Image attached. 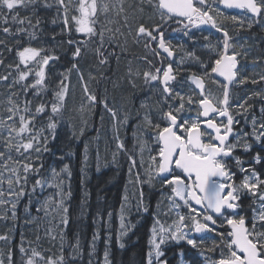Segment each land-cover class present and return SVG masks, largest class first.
<instances>
[{
    "label": "snow or ice",
    "instance_id": "snow-or-ice-1",
    "mask_svg": "<svg viewBox=\"0 0 264 264\" xmlns=\"http://www.w3.org/2000/svg\"><path fill=\"white\" fill-rule=\"evenodd\" d=\"M219 5L225 9H239L245 15H226ZM40 9H55L50 23L60 22L63 27L59 33L53 32L51 38L55 40L57 35L67 37L58 43L72 47L71 67L60 74L62 78L56 82V87L51 88L52 99L48 102L41 99L33 106V99L49 91L51 62L60 59L53 49L36 47L31 43L22 45L25 39H38L43 31ZM22 10L26 13L30 10V14L21 15ZM146 11L150 13V19L158 17V21L145 23L142 17ZM130 12L141 15L133 32L134 39L137 42L143 40L144 47L158 57L164 54L165 58L174 56L175 49L166 38V31L172 24L182 26L172 28V31L182 33L193 44L198 37L192 30L201 29L202 25L221 33L217 44L211 43L210 36H202L209 43L201 47L210 54L214 53L207 62L195 51L179 46L185 52L180 63L188 58L202 71H193L177 80L179 69L174 74L170 62L166 68L157 67L142 73L144 84L153 91H159L158 118L154 120L150 113H145L136 125L133 136L139 146L141 160L138 163L129 154V183L147 184L149 187L159 183L162 188H168V210L161 211L164 216L173 212L176 215L171 223L162 221L158 214L154 216L145 264H169L163 246L172 242H185L197 249L204 264H264V103L259 106V117L250 115L255 105L249 103L253 100L264 102V91H253L235 104L231 102L230 93V87L237 84L264 82V74H260L258 79L240 76L239 58L247 57L249 53L244 44L235 42L228 29L218 23V17H223L231 20L238 31H251L257 25L264 31V0H139L138 4L127 6L125 0H0V32L5 37L0 38V67L4 69L0 72V87L7 89L6 97L0 101L3 108L0 112V220L15 221L20 200L25 196L31 198L38 189L43 191L48 187L55 188V194L45 198L36 211H44L46 215L55 212L60 225L67 228L70 220L67 201L71 199L72 192L70 186L65 190L64 174L70 180L72 172L69 165L64 164L59 172L52 169L51 180L45 179L41 172L44 168L43 153L51 151L48 144L57 138V129L63 121L69 74L75 70L84 81L79 68L83 49L89 43H95L92 51L98 63L106 64L108 56H115V51L108 52L105 45L119 47L117 34L123 35L120 27L108 25L117 22L113 17L123 16L122 27L130 28ZM131 19H135V15ZM8 37L17 47L9 43ZM5 51L15 52L13 62L6 63ZM259 59H254L253 63H258ZM217 77L222 79L217 80ZM206 80L220 85L221 96L206 91ZM129 83L136 87L134 80H129ZM185 86L188 91L184 90ZM83 91L91 109L97 103V96L89 91L86 82ZM29 93L32 98H29ZM141 107L148 105L142 103ZM104 108L114 121L112 163L115 164L120 153L128 152L119 136V125L127 124L128 115L121 119L106 101ZM186 112H194L195 115H185ZM237 116L250 125V131L237 129L241 123ZM80 134H83L82 130ZM145 149L149 152L147 167L143 163ZM238 151L249 154L247 162L236 154ZM87 163L86 146L84 165ZM100 168L97 151L96 170L99 172ZM134 168H142L143 173L137 171L133 180ZM238 173L239 180L236 179ZM144 195L141 187L136 207L147 213ZM128 200L125 194V203L120 208L116 244L121 250L126 247L124 237L134 227L126 221ZM157 207H160L159 203ZM181 208H186L187 213L181 214ZM83 211L82 207L81 214ZM107 215L111 218L112 213ZM97 217L102 219L100 213ZM96 222L94 219L93 223ZM58 235L61 242L59 254H47L51 249L42 250L39 246H32L31 241L26 247L22 237L17 261L10 236L0 234V241L5 242V247L0 248V264H73L82 260L84 250L80 237L77 236L69 246L66 256L63 230ZM45 236L50 241L57 240L52 229L46 230ZM40 239V236L36 237L37 245ZM99 240L100 232L97 230L92 235L87 264H93ZM209 240L211 243L207 244ZM111 248L112 235L109 233L105 238L102 264H113ZM180 255H184L183 251Z\"/></svg>",
    "mask_w": 264,
    "mask_h": 264
},
{
    "label": "flooded vegetation",
    "instance_id": "flooded-vegetation-1",
    "mask_svg": "<svg viewBox=\"0 0 264 264\" xmlns=\"http://www.w3.org/2000/svg\"><path fill=\"white\" fill-rule=\"evenodd\" d=\"M138 4V2H133L130 0L129 5ZM221 11H223L226 15L232 16L236 15L238 17H243L245 14L241 12L239 9H225L222 5H219ZM42 16L47 19V21H43L41 24V28L43 31L39 38L42 40L45 48L53 49L56 54L60 56L58 61L51 62L52 67L50 68V73L52 72V68L54 65L57 66L60 73L65 72L68 68L71 67V50L72 47L67 43L59 44V41L66 40V36L57 35L56 39L53 40L51 38V34L53 33V29L55 33H59L60 29L63 27L62 23L58 22L55 25L50 23L51 18L55 15V9H41ZM24 14H30V10L28 13L24 12ZM130 24L131 27H122L123 25V16L117 18L113 17L117 22L114 24H109L108 27L116 28L120 27L123 35L117 34V40L119 42V47L116 45H105L108 52L115 51V56H108V62L102 65L103 74H100L96 79H91L88 82V78L84 77V81H81L79 78V74L73 70L71 74L73 78L70 79L72 86L78 83L77 94L72 92V96L77 97L82 95L87 99L86 95L83 91L84 83H87V87L89 91L97 96V103L91 109L89 106L87 107V117L84 118H76L73 119V124L77 126H82L81 130L83 134L81 135V130H78L76 137L79 142L76 146L73 147V163L74 168L76 170V175L78 180L81 181L87 188H98L104 187L107 190L116 189L115 195L112 194V199L109 197L107 201H105V208L103 211L95 212L94 219L97 220L95 223L94 231L96 230V224L100 222L99 232H100V240L97 241L96 245V259L98 260L97 264L101 263L102 253L105 248V238L106 234H109V231L113 238L116 239L118 229H120V208L121 205L124 204V196L128 195L129 200L131 201L132 212L136 214V222L148 221L150 224V229L153 225V218L155 215H159V218L162 217L165 220L170 219V213L168 216H164L161 209L167 208L168 201L167 195L169 194L168 188H162L159 183H155L154 186L149 187V185H138L135 183H129V154L134 156L139 163L141 160V153L139 151V146L136 144L135 138L133 136V132L136 131V125L140 122L141 118L145 113H150L152 118L155 120L158 118V105L157 101L159 99V91H153L150 86L144 84V79L142 73L146 70H154L157 67L166 68L168 63H172L174 74L176 70L179 69V74L177 75V80L182 79L183 77L190 75L193 71H202L199 69V66L194 61H191L188 58H184L183 64L180 63L181 59L185 56V52L180 49V45L184 46V50L187 51H195L197 55L201 56L206 62L210 55H214V53H209L206 49L202 48L201 45L209 43V41H205L202 39V36L207 35L210 36V41L212 44H217V37L221 36V33L215 31V29L211 28L208 25H202L201 29H193L192 31L198 37V40L195 44L192 41H189L186 37L182 35L180 32H173L172 28L182 27L175 24H172L170 28L166 31V38L171 41L173 48L175 49V53L173 57L165 58L166 54L163 57L155 56L150 49H146L144 47L143 40L137 42L134 39V29L136 23L141 19V15L138 12L132 13L130 12ZM135 15V19H131V16ZM215 15V13H213ZM143 20L145 23H153L158 21V17L155 19H150V13L145 12L143 14ZM35 20V17H33ZM103 22V18H102ZM218 23H222L225 28L228 29L229 34L234 38L235 42L240 44H244L245 49L248 51V56H241L240 59V76L241 77H249L256 78L255 75V64L253 60L256 59V47L261 44L264 46V37H256L257 30L261 27L260 25L254 26L251 31L243 30L238 31L236 25L231 20H224L223 17H218ZM1 33V32H0ZM12 41V38L9 37ZM128 40L130 46L127 47L125 41ZM245 40L247 43L245 44ZM24 41V40H23ZM13 46L15 45L12 41ZM95 43H89L87 47H85L82 51V58L79 60V68L80 72L89 73V65L92 60V55L95 58L97 66L99 67L98 60L94 55L92 49L95 48ZM152 47H156L153 45ZM125 53V54H124ZM116 57H119L117 60ZM88 60L86 64L84 59ZM124 61L125 73L122 72L120 75V81L118 82L116 79L117 75V65L119 61ZM65 62H68V67L64 65ZM151 62V63H149ZM66 68V69H64ZM116 70V71H115ZM131 70L132 75L129 76V71ZM187 70V71H186ZM57 71V74L58 72ZM115 72V73H114ZM220 80V78H216ZM129 80H134L136 87L133 88ZM206 91L212 92L213 95L219 97L222 94V88L218 83H213L211 80H206ZM194 87V86H193ZM185 91H188L187 86L184 88ZM253 91H256V85L249 83L243 85H235L230 87V93L233 104L239 102L243 98L250 95ZM107 102L113 109L116 110L118 117L121 119L125 114L128 115L127 124L119 125V136L121 140L124 141L128 152L120 153L117 156V163H112V152L115 150V141L113 140V134L115 131L114 121L111 115L105 110L104 102ZM89 103V102H88ZM146 104L148 107L142 108L141 104ZM249 103H253L255 106L250 111L251 114L257 115L256 112V101H249ZM139 113V116L137 115ZM185 115H195L192 113H185ZM103 117V121L101 120ZM237 120H240L241 123L236 127L237 129L243 131H250V125L245 124L244 120L237 116ZM62 123V122H61ZM139 134V133H137ZM61 135V141H63L62 136L66 135L63 132ZM59 133H57V138H60ZM146 138V137H145ZM90 145L103 146L105 150L106 159H100V171L96 170L97 168V156L89 152L88 148ZM87 146V157L88 163L87 166L84 165V157H85V147ZM151 147V145H149ZM240 155L242 159L246 162L248 160V155L246 153L238 151L236 153ZM149 152L147 149L143 152V163L144 166L147 167L149 163ZM230 163H232L230 161ZM258 169L259 165L256 166ZM235 171L236 169L233 168ZM139 171L143 173L142 168H134L133 169V180L135 178V173ZM87 175V177L85 176ZM240 174H237L236 179L239 180ZM142 187L144 191V202L148 206V212H143L142 209H137V199L138 192H133L132 190H139ZM137 190V191H138ZM111 196V194H110ZM110 200V201H109ZM113 201H118L117 208L113 209L112 203ZM160 205L158 208L157 205ZM127 207V206H126ZM168 210V209H167ZM166 210V211H167ZM164 211V210H163ZM180 213H187L186 208H181ZM111 212V218L108 217L107 213ZM97 213H100L103 216V220L97 217ZM109 225L112 226V229L109 228ZM108 226V229H106ZM111 229V230H110ZM78 234V233H77ZM75 236V240L77 237ZM151 235V232H150ZM149 235V236H150ZM92 238V237H91ZM132 238V233L130 237H126L124 240L125 243L128 242ZM14 239V238H13ZM13 239L11 242V246L14 249L16 254L17 248L13 245ZM207 244H210L211 241H206ZM116 244V242H115ZM117 245V244H116ZM102 246L103 251L101 254H98V248ZM164 247V251L166 253V258L169 261V264H204V260L201 259L198 254L197 249L191 248V246L186 243L176 244L174 242L169 243ZM183 251L184 255L181 256L180 253ZM209 254V253H208ZM213 255V254H212ZM15 258V256H14ZM174 260V261H173Z\"/></svg>",
    "mask_w": 264,
    "mask_h": 264
},
{
    "label": "trees",
    "instance_id": "trees-1",
    "mask_svg": "<svg viewBox=\"0 0 264 264\" xmlns=\"http://www.w3.org/2000/svg\"><path fill=\"white\" fill-rule=\"evenodd\" d=\"M39 14L42 15L41 9H40ZM22 15H25V14H22ZM43 21H47V19L43 17ZM256 37L257 39L258 37H264V31L261 32L257 30ZM1 38H5L2 32H1ZM24 42H22V45H24ZM13 47H17V46L14 45ZM255 47L257 48L256 49V59L260 58L259 62L257 63V70L259 73L264 74V46L261 44L260 46H255ZM4 56L6 57V63H9L11 59H9L7 52H5ZM64 65L67 68L68 62H65ZM56 69H57V66H56ZM2 71H4V69L0 67V72ZM51 71L53 72L54 70H51ZM262 83L264 84V82ZM33 105H35L34 102H33ZM2 111H3V108L1 107V112ZM72 144H73V141L71 140L67 141L65 139L61 141V138L50 140L48 147L49 149H52V150L48 152L49 155L47 154V152L43 153V159H44L43 163H45L44 168L41 169V172L43 173V177L46 175L45 171H47L46 170L47 168L49 170L52 166H55V165L57 166L60 160L59 156L63 155L64 153L66 155L65 158L67 160V163H70L71 165V172H72L71 178L75 177L76 179H78L75 168H74V163H73ZM94 147H95V150L92 148V151L94 152V154H97V151H99L100 159L105 160L106 157L103 154L101 146L94 145ZM69 152H71L70 158L68 157ZM34 179L35 177H33V180ZM77 181L78 182L74 184V182H71V179H70V189L72 192V197L68 202V205H70L69 207L70 220H69V224L67 228L65 229L64 241L66 242V248H68L72 244V241L75 239V236L78 233V228L80 225L82 229L81 246L84 250V257L82 260H79L77 263L73 262V264H87V261L89 259L88 257L89 246H90L91 237H92L94 227H95V223H93L94 214L95 212L103 211V209L105 208V201H107L109 197H111L112 199V194L114 196L115 193L118 191H116V189H112V191L107 190L104 187H98L96 189L87 188L84 186V184L86 183H82L80 181L81 182L80 184H82L80 185L78 184L79 180ZM86 192H87V196L85 197ZM46 193H47L46 196H50L51 191L40 192L39 195H36V196L32 195L31 198L33 197V198L39 199ZM31 198H29V196H25L24 198H22L16 209L17 223L14 227V234H15L14 236L16 238L13 239V245L15 247H17L21 241L19 237L21 238L23 237L24 240L27 241L29 240L27 235H30L33 232L40 233L42 229V224H38L34 226L30 223L33 216L25 215L26 201H30V200L38 201V199H31ZM82 201H83V204H82ZM117 204H118V201H113L112 203L113 209L115 207L117 208ZM82 207L84 210L83 214H81ZM30 210L31 211L33 210L32 206H30ZM37 217H41V215H37ZM131 224L134 225L133 230H131L133 232L132 238L128 242H126L125 249L123 250L119 249V247L115 244L114 239L112 241L111 256L113 259V264H145V257H146V253L149 248L150 224L146 220L143 222H136V219H134V221Z\"/></svg>",
    "mask_w": 264,
    "mask_h": 264
},
{
    "label": "rangeland",
    "instance_id": "rangeland-1",
    "mask_svg": "<svg viewBox=\"0 0 264 264\" xmlns=\"http://www.w3.org/2000/svg\"><path fill=\"white\" fill-rule=\"evenodd\" d=\"M132 1L135 2V3L136 2L139 3V0H132ZM129 2H130V0H125L126 6L129 5ZM258 30L261 31V27ZM8 41L12 44V41H10V40H8ZM41 41L42 40H33L32 43H31V41H28V42H25L24 45H26L28 43H31L33 46H36V47H44V45H43V43ZM125 44H126L127 47L130 46V43L128 42V40L125 41ZM5 52H7V51H5ZM5 52H4V54H5ZM7 54L9 56V59H11L9 63L13 62V60L15 59V52L14 51L12 53H8L7 52ZM255 54H256V52H255ZM84 62L86 64L88 63L87 58L84 59ZM52 70H54V71L51 72V75H50V78H49L50 79V85H51V87H50V89H49V91L47 93H42L40 97H37V98L33 99V102L35 103V105L41 99H43L45 102H48V101H50L52 99V96H51V88L56 87V82H58L62 78L61 75H60L61 74L60 73L61 71H59L58 69H56V65H54V67L52 68ZM116 70H117L116 79L119 82L120 81V75H121V73L122 72L125 73L124 61L123 60L120 59L118 65H117ZM57 71H59L58 74H57ZM103 73L104 72H103L102 65L99 64V67H98L97 66V63L95 61V58L92 55V60H91L90 65H89V73H83V77L88 78V82H89L91 79H96L100 74H103ZM260 74H263V73H259L258 72V70H257V63H255V75H256V79L259 78V75ZM71 78H73V75L70 73L69 74V81H66V83H68V87L69 88H68V94H67L65 109H64L63 121H62V123L59 125V127L57 129V133H59V135L62 132L64 134H66L67 136L64 135V136H62V138L65 139V140L67 139V141H70V140L73 141V145L72 146H75V142L80 143L79 140H78V138L76 137V135L78 133V130H81L82 126H77V125L73 124V119L87 117V107H88L87 105H88V101L86 99H83L82 102H81L79 96L77 95V101H78L77 102L76 101V97L72 96V94H71L72 92H74L75 94H77L78 83L76 81V84L74 85V87H71V85H70V79ZM6 95H7V89L0 87V101H3L4 100V97H6ZM29 98H32L31 97V93H29ZM35 105H33V106H35ZM82 106H83V110H82ZM0 112H1V107H0ZM74 131L76 133V135L74 136L75 139L73 137V132ZM69 136H71V137H69ZM60 138H61V135H60ZM92 148L95 150V147L93 145H90V147L88 148V150H89V152L91 154H92V152H91L92 151ZM101 148H102L103 154L105 156V150H104L103 146H101ZM95 155L97 156V154H95ZM61 156H63V159H60ZM65 157H66L65 154L59 156V159L60 160H59L57 166H52L48 170L47 175L44 177L45 179L51 180L52 179V175H51L52 169H55L56 171L59 172L60 169L63 167L64 164H68L69 167H70V170H71V165H70V163H67V160H66ZM68 157L70 158V155H68ZM64 176H65V185H64V187H65V190L67 191L68 188H69V186H70V180L67 179L66 174H64ZM85 176L87 177V175H85ZM137 190H132V191L137 193L138 192ZM44 191H48V192L51 191L50 196H54L56 189L55 188H48V187H45L43 191H40L38 189L37 190V194H35L33 196L39 195L40 192H44ZM46 195H47V193L44 194L39 199L38 198H33V197L31 198V199H38V201L37 200L36 201H31V202L26 201V207H27L28 210L27 211L25 210V215L33 216V218L31 219L30 223L32 225H34V226L40 224L41 221H44L45 231H44V236L42 238V241L44 242L45 246H42L40 248L42 250L43 249H51V252L50 253H47V254H59L60 251H61V246H60L61 245V242H60L58 233L61 230H63V232L65 233L64 226L63 225H60V223H59V216L56 215L55 212H49L46 215L44 211H40V212H37L36 211V209L43 204V201L45 200V198L49 197V196H46ZM68 202H69V200L67 201V204H68ZM30 206L33 207V210L32 211L30 210ZM26 207H25V209H26ZM163 210L166 211L167 208H165ZM30 212H32V213H30ZM38 214L41 215V217H37ZM135 214H136L135 212H132L131 201H128L127 207H126V213H125V215H126V221L132 223L134 221L135 217H136ZM103 218L104 217L102 216V219L101 220H103ZM160 219L162 221H167V220H165L162 217H160ZM175 219H176L175 213L174 212L173 213H170V219L167 222L171 223V221L172 220H175ZM16 223H17V220H15V221H13L11 219H8L6 221L5 220H0V234H5V233L8 234L10 236V244H11L12 239H13L14 227H15ZM100 225H101L100 222H98L96 224V230H99ZM109 228L112 229V226L109 225ZM48 229H52L57 234V240L56 241H50L45 236V232ZM106 229H108V226H106ZM119 230L120 229H118L117 235L119 233ZM131 230H133V227L131 228ZM131 230L128 232L127 236L124 237V240L126 239V237H130ZM81 231H82V229H81V226L79 225L77 236L80 237V240L82 238ZM109 233H110V231H109ZM107 235L108 234H106V236ZM37 236H38V232H33L32 234L27 235V237H28L29 240L25 241L26 242V245L28 246V242L31 241L32 242V246H35V243H36V240L35 239H36ZM181 243H183V242H181ZM4 247H5V242L0 241V248H4ZM16 248H18V246ZM65 249H66V242L64 241L63 251ZM89 250H90V246H89ZM69 251H70V248H69ZM198 256L201 259H203L199 254H198ZM92 259H93V264H97L98 263V260L96 259V256H94ZM16 260L18 261L19 260V257ZM102 262H103V259L101 260V263L100 264H102ZM179 264H184V263L181 262Z\"/></svg>",
    "mask_w": 264,
    "mask_h": 264
},
{
    "label": "bare ground",
    "instance_id": "bare-ground-1",
    "mask_svg": "<svg viewBox=\"0 0 264 264\" xmlns=\"http://www.w3.org/2000/svg\"><path fill=\"white\" fill-rule=\"evenodd\" d=\"M67 136V135H66ZM69 137H71V136H69ZM74 137V136H73ZM74 139H75V137H74ZM67 140V139H66ZM61 143V142H60ZM77 144V142H75V145ZM64 145V144H63ZM73 145V144H72ZM64 147H66V146H64ZM52 150V149H51ZM54 150V149H53ZM57 152V151H56ZM65 153H67V152H65ZM47 154H48V152H47ZM64 154V153H63ZM49 155V154H48ZM71 156V155H70ZM45 158V157H44ZM54 158V157H53ZM52 158V159H53ZM51 159V158H50ZM54 160V159H53ZM43 161H44V159H43ZM51 162V161H50ZM53 163V162H52ZM45 164V163H44ZM50 165V164H49ZM55 165V164H54ZM56 166V165H55ZM47 171H48V168L46 169ZM76 171V170H75ZM78 179H76L75 177H73V178H71V182H74V184H76L78 181H77ZM81 182L79 181V183L78 184H80ZM80 185H82V184H80ZM84 189V188H83ZM102 201V200H101ZM110 201V200H109ZM39 215V214H38ZM131 233H133L132 231H131ZM114 241L116 242V239H114ZM118 246V245H117ZM102 251H103V247L102 246H100L99 248H98V254H101L102 253ZM102 257H103V253H102ZM103 259V258H102ZM78 261H75V263H77Z\"/></svg>",
    "mask_w": 264,
    "mask_h": 264
},
{
    "label": "water",
    "instance_id": "water-1",
    "mask_svg": "<svg viewBox=\"0 0 264 264\" xmlns=\"http://www.w3.org/2000/svg\"><path fill=\"white\" fill-rule=\"evenodd\" d=\"M217 78H219V77H217ZM220 79H222V78H220Z\"/></svg>",
    "mask_w": 264,
    "mask_h": 264
}]
</instances>
